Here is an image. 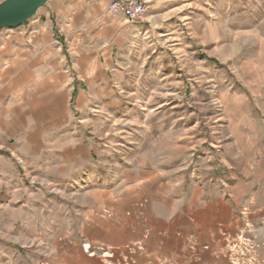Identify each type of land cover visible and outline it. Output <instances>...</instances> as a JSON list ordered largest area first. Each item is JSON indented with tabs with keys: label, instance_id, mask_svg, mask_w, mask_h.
<instances>
[{
	"label": "crops",
	"instance_id": "crops-1",
	"mask_svg": "<svg viewBox=\"0 0 264 264\" xmlns=\"http://www.w3.org/2000/svg\"><path fill=\"white\" fill-rule=\"evenodd\" d=\"M110 1L50 0L25 23L0 30V264H37L44 252L47 264H238L242 224L256 226L264 211L251 206L259 194L252 183L240 192L236 177L210 191L169 180L155 184L156 195L136 196L145 184L135 180L121 184L127 196H112L96 144L79 131L75 113L94 102L96 88L112 86L106 59H79L83 26L105 58L123 32L127 20L109 11ZM175 1L147 0L139 22ZM35 184L85 191L75 199L44 196ZM53 198L61 209L49 208ZM241 199L254 209L248 219Z\"/></svg>",
	"mask_w": 264,
	"mask_h": 264
},
{
	"label": "rangeland",
	"instance_id": "rangeland-1",
	"mask_svg": "<svg viewBox=\"0 0 264 264\" xmlns=\"http://www.w3.org/2000/svg\"><path fill=\"white\" fill-rule=\"evenodd\" d=\"M122 20L106 58L103 45L89 39V26L82 27L81 65L89 53L98 64L106 59L112 86L96 88L94 102L75 113L82 136L96 144L102 174L113 178L112 196H127L121 184L135 180L145 192L136 187L134 194L147 196L169 180L213 191L236 177L238 191L252 183L264 193V0H177L152 20ZM69 187L33 188L73 199L85 191ZM259 194L252 207L264 206ZM242 199L240 215H250L254 209L245 210ZM59 205L49 201V208ZM257 222L242 224L238 264H264V211ZM47 257L42 253L37 264H47Z\"/></svg>",
	"mask_w": 264,
	"mask_h": 264
},
{
	"label": "water",
	"instance_id": "water-1",
	"mask_svg": "<svg viewBox=\"0 0 264 264\" xmlns=\"http://www.w3.org/2000/svg\"><path fill=\"white\" fill-rule=\"evenodd\" d=\"M48 1L50 0H1L0 29L25 23Z\"/></svg>",
	"mask_w": 264,
	"mask_h": 264
},
{
	"label": "built area",
	"instance_id": "built-area-1",
	"mask_svg": "<svg viewBox=\"0 0 264 264\" xmlns=\"http://www.w3.org/2000/svg\"><path fill=\"white\" fill-rule=\"evenodd\" d=\"M147 9V0H111L109 11L122 15L129 22L142 21Z\"/></svg>",
	"mask_w": 264,
	"mask_h": 264
}]
</instances>
